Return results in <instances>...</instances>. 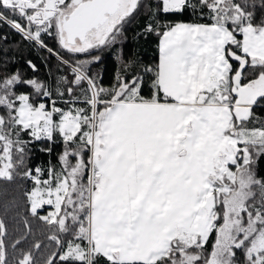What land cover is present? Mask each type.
<instances>
[{"label":"snow or ice","instance_id":"6c2138e0","mask_svg":"<svg viewBox=\"0 0 264 264\" xmlns=\"http://www.w3.org/2000/svg\"><path fill=\"white\" fill-rule=\"evenodd\" d=\"M142 8L158 63L122 59L104 86L92 53L126 39ZM0 22L72 77L52 99L19 71L0 76V181H31L23 197L55 245L43 264H264V0H0ZM44 140L62 145L57 163L28 167ZM6 237L0 219V264H37L40 242Z\"/></svg>","mask_w":264,"mask_h":264},{"label":"trees","instance_id":"16d2710c","mask_svg":"<svg viewBox=\"0 0 264 264\" xmlns=\"http://www.w3.org/2000/svg\"><path fill=\"white\" fill-rule=\"evenodd\" d=\"M145 3L155 6V0H145ZM6 14L11 18L20 20L11 13ZM150 15V9L142 8L132 22L126 25L124 31L126 39L101 51H93L92 55H99L101 59L90 65V73L98 74L100 82L104 86H109L114 81L117 68L122 59L135 58L139 65L158 63L157 37L154 34H142L144 25ZM183 19H188V17L185 16ZM43 39L48 47L60 51V54L65 59L71 56L70 53L60 49L54 36L48 35L43 37ZM35 46L32 41L25 39L20 33L2 22L0 26V76L19 71L23 74L24 79H36L45 84L49 89L53 90L52 99H57L55 96L56 81L61 76H68L71 79V74L54 55H51L42 47ZM28 61H31L36 66L35 70L29 66ZM84 86L86 85H82V87ZM17 90L24 92L33 91L28 85L17 86ZM40 99L48 101L49 98L40 97ZM64 99H69L67 94ZM255 112L257 116L264 117V107H257ZM49 145L53 149L51 153L41 151V149ZM29 150L27 166L30 168H35L36 166L46 167L49 162L53 165L57 163V157L62 151V145L47 140L33 141L29 145ZM258 171L261 175H264V158L259 160ZM31 186V181L26 180L18 179L13 183L0 181V219H3L6 225L7 245H11V243L21 237L23 239L18 246V250L19 248L26 250L36 242L42 244V248L35 250L34 255L36 256L37 264H43L44 258L55 250V245L48 241L47 236L50 235V232L47 231L46 225L42 221L32 216L23 197L22 189H27ZM39 213L42 215V212ZM25 220L28 221V224L24 223ZM29 228L31 229L30 232ZM211 243L212 239L206 246L208 250L211 248ZM8 250L11 252L10 247Z\"/></svg>","mask_w":264,"mask_h":264},{"label":"rangeland","instance_id":"374dc122","mask_svg":"<svg viewBox=\"0 0 264 264\" xmlns=\"http://www.w3.org/2000/svg\"><path fill=\"white\" fill-rule=\"evenodd\" d=\"M7 15V14H6ZM9 18H11L10 16H9ZM19 22H21V23H25L23 20H19ZM3 23H5V22H3ZM5 24H7V23H5ZM7 26H9V27H11V25H9V24H7ZM14 31H16V32H18L16 29H14L13 27H11ZM18 33H20V32H18ZM21 34V33H20ZM22 35V34H21ZM43 35V37H45V36H48L47 34H42ZM23 36V35H22ZM24 37V36H23ZM29 41H31V40H29ZM36 46L35 47H41L38 43H36L35 41H32ZM111 47V46H110ZM109 48V47H108ZM106 49V48H105ZM66 51V50H65ZM56 57V56H55ZM57 58V57H56ZM30 66V65H29ZM31 67V66H30ZM32 68V67H31ZM93 74H95L94 72H93ZM43 96H41V98H42ZM44 98H48V97H44ZM44 102H46V103H50V100L48 99V101H46V100H43ZM57 106H64L63 105V103L61 102V101H57ZM80 106H83L82 104L80 105ZM57 139H59L58 137H57ZM51 210V206H49V205H46L43 209H40V210H38L39 212H42V215L43 214H46V212L47 211H50Z\"/></svg>","mask_w":264,"mask_h":264},{"label":"built area","instance_id":"2783aa9c","mask_svg":"<svg viewBox=\"0 0 264 264\" xmlns=\"http://www.w3.org/2000/svg\"><path fill=\"white\" fill-rule=\"evenodd\" d=\"M1 23H2V22H0V26H1Z\"/></svg>","mask_w":264,"mask_h":264}]
</instances>
